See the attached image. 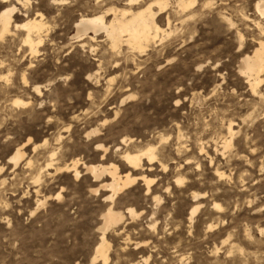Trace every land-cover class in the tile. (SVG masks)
Segmentation results:
<instances>
[{
  "label": "rangeland",
  "instance_id": "obj_1",
  "mask_svg": "<svg viewBox=\"0 0 264 264\" xmlns=\"http://www.w3.org/2000/svg\"><path fill=\"white\" fill-rule=\"evenodd\" d=\"M151 1L0 4V12L9 5L18 9L11 32L0 38V264H103L92 259L104 193H90L95 184L88 175L75 180L56 171L74 158L99 161L84 138L98 119L108 121L102 138L115 159L108 162L118 161L114 148L124 136L168 149L169 165L188 153L194 159L190 170L172 165L167 175L157 174L160 206L145 197L141 185L123 192L117 210L133 207L142 215L133 221L126 216L125 224L105 235L106 264H264V74L252 95L238 71L263 35L264 18L255 11L259 0H197L192 17L177 11V0H168L167 12L156 19L159 37L144 53L126 44L112 49L102 32L76 38L81 17L134 11ZM39 15L45 29L31 54L23 43L26 32L15 25ZM112 18L107 13L105 22ZM128 96L134 98L120 105ZM14 99L30 105L16 107ZM161 135L168 143H161ZM226 141L231 143L224 150ZM21 145L24 162L14 168L8 159ZM216 171L224 177L218 179ZM178 172L209 196L206 212L191 225L189 192L172 182ZM214 203L221 213L212 210ZM151 218L158 223L155 234L147 230ZM207 225L213 230L206 231Z\"/></svg>",
  "mask_w": 264,
  "mask_h": 264
},
{
  "label": "bare ground",
  "instance_id": "obj_2",
  "mask_svg": "<svg viewBox=\"0 0 264 264\" xmlns=\"http://www.w3.org/2000/svg\"><path fill=\"white\" fill-rule=\"evenodd\" d=\"M10 1L11 0H0V4L4 6L10 3ZM140 1L141 0H127V2L129 3V6H132L133 4H136ZM196 3H197V0H177L175 2V7L179 13L186 14V15L190 14V16L192 17V14L194 13L192 11L195 8ZM17 4L19 5L23 4V6H26L27 0L24 2L17 0ZM168 5H169L168 0H153L144 7L140 6L137 8L136 6V9L134 8L135 9L134 11H133V7L132 8L129 7L128 9H122V10L111 9L107 11L106 13L96 14V15L88 16V17L86 16L81 17L75 25L76 38L78 39L81 36L84 37V35H86L89 32L93 34L102 32L104 33L105 38L109 40L112 49H117L119 48L121 44H126L132 50H136L139 53H144L146 48L148 47V44H150L152 41H154L156 38L159 37V33L161 29L157 25L156 21L159 19V17H161L163 14L167 12ZM16 7L17 6L9 5V7L3 9L0 12V38H3V36L11 32L10 28L13 22V18L18 13V9ZM153 8H156L157 12H155V10L153 11ZM255 11L259 15V17L264 18V0H259L258 2H256ZM109 12L113 13V18L109 22H105V17L107 13ZM191 17L190 19H192ZM180 18L182 19L183 17L180 16ZM169 20L170 19L167 18L168 24H169ZM224 20L229 23L228 25L230 27H233L231 25L232 24L234 25V23L230 22L229 19L223 18V21ZM26 21L27 22L22 25L21 24L15 25V30L20 28L26 32L23 43L25 47L29 49L31 54H36L38 46L42 43L41 34L43 33L45 29V25L43 24L42 16L40 15L35 16ZM258 23H256L257 27H259ZM260 32L263 35L255 43L253 53H251L252 55L251 56L247 55L244 58H242V61L238 68L239 74L245 79L248 85L249 91L252 95H256L258 93V90H259L258 88L262 81L261 76L262 74H264V29L260 28ZM23 82L26 83L25 78H23ZM40 89L41 88L39 87H34L33 91L37 95L41 96ZM133 98H134L133 96H128L127 98L121 99L122 101L120 105L125 104L127 100H131ZM12 104L16 107H19V108L21 107L25 109L29 107L30 102H25L19 99H14V101H12ZM117 116H118V111H115L113 113V117L117 118ZM93 124L94 125L92 126V128H90L88 131L85 132L84 138H86V140L88 139L87 141L88 144L93 145L94 151L100 154L99 161H95V160L85 161L84 159L74 158V159H71L70 162H68L64 166L56 168V171L69 173L72 175V177L75 180H79V178L88 175L91 177L93 184H95V186L90 189V193L94 195L104 193V195L103 194L101 195L103 197V202L106 204V208L104 212H102V215H101V226L98 229L101 233L100 242L96 246L95 254L92 259V262H96L98 259H100L103 264H106L108 261L107 252L109 249V243L106 241L105 235L109 231L114 232V229L118 228L120 225L125 224L126 216L128 217L129 220L133 221V220L140 218L142 215V213L141 214L137 213L133 207H126V210L124 212L117 210L116 202L117 200L120 199V196L123 194V192L133 186L141 185V187L143 188V192L145 193V197L151 198L155 206H158L161 202V197L158 195L160 193V190H159L160 183L159 182L161 179L159 180V182L157 181V174L158 176L159 174L167 175L168 169L172 165H176V167H179V168H183L182 167L183 165L185 166L183 168L185 171L188 169L190 170L191 166L194 165L192 163V160L194 159L193 157L189 156L190 153L186 152L188 153V155H185V154L182 155L183 160L181 162L179 161L181 164L178 162L177 163L173 162L169 165L168 160L166 159V157H164V153L171 156L169 151H166L168 149L158 146L159 148H162L160 150L158 149L157 146L152 145L151 143H144V144L140 143L141 145H137V144H134L133 139L122 135L124 137L120 139L119 145H117L116 147L114 146L115 147L114 149H116V155L118 157V161L108 162L110 160H115L111 158L110 156L111 148L109 147L107 141L102 138L103 136L102 129L107 126L108 121L107 119H101V120L98 119ZM233 131H234L233 125L232 123H229L227 126L228 134L232 135ZM160 141L163 144L164 142L168 143V140L162 135L160 136ZM28 142L30 143V140H28ZM230 143L231 141L224 142L223 144L224 150L228 149V147L230 146ZM164 146H168V145H164ZM26 147L28 148V146ZM33 149H36V147L34 146ZM177 153H180L179 149H177ZM50 156L52 159L54 155H50ZM23 158H24V146L21 145V146H18L14 150L13 154L8 159V163L11 164L15 168L19 165V163L23 160ZM172 160L174 161V159ZM51 161H53V159ZM25 165L29 167L31 165V162L28 161ZM51 166L52 164L49 163L46 167L48 168ZM196 172L197 171H195V173ZM215 176L218 179H221L224 177V175L222 173H219L218 171H216ZM37 181H39V179H36V182ZM172 182L175 187H180L182 189L184 188L185 191L189 192L188 195H189L190 208H189L187 221L191 225L193 224L195 217H198V215L201 216L202 214L206 212L205 209L207 205H209L208 204L209 196L208 197L206 196L207 193H205V191L204 192L197 191L196 187L198 186V183L194 181H188V178H186L182 172H178L175 175L174 181ZM198 189L200 190V188ZM166 191H168V187L166 188ZM56 198L61 199L60 194H58ZM38 203H39L38 207L40 206L42 207L44 205L43 202L38 201ZM212 210L216 213L222 212L221 206L216 203L212 204ZM31 214H34V212ZM222 215L223 214H221V216ZM154 218L149 219V222L147 223V230L155 234L159 232L158 231L159 227L157 226L158 224L157 220ZM212 230H213V226L207 225L206 231H212ZM263 232L264 230L262 229L259 230V233L262 234ZM223 241L221 243H223ZM227 244L225 246H227ZM227 249L228 248L226 247V250ZM145 264H146V261H145Z\"/></svg>",
  "mask_w": 264,
  "mask_h": 264
},
{
  "label": "snow or ice",
  "instance_id": "obj_3",
  "mask_svg": "<svg viewBox=\"0 0 264 264\" xmlns=\"http://www.w3.org/2000/svg\"><path fill=\"white\" fill-rule=\"evenodd\" d=\"M54 3H67V0H53Z\"/></svg>",
  "mask_w": 264,
  "mask_h": 264
}]
</instances>
